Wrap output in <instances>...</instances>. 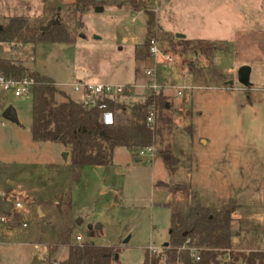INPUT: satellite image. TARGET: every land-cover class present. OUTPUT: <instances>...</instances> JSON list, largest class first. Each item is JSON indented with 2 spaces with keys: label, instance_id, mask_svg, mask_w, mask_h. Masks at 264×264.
<instances>
[{
  "label": "rangeland",
  "instance_id": "rangeland-1",
  "mask_svg": "<svg viewBox=\"0 0 264 264\" xmlns=\"http://www.w3.org/2000/svg\"><path fill=\"white\" fill-rule=\"evenodd\" d=\"M117 1L121 6L73 15L75 0H0V26L23 16L31 24L46 25L50 17L68 27L71 41L0 43V58L53 78L75 99L82 97L73 88L79 81L142 82L139 72L154 63L147 52L153 35L176 58L157 67L171 131L144 155L117 147L113 164L85 166L79 181L71 145L33 140L32 93L8 94L0 107V183L24 207L16 223L0 224V264H31L36 250L39 264L66 261L69 245L53 248L68 229L71 243L113 246L118 264H142L147 251L160 255L169 245L173 214H187L198 203L231 210L232 230L240 235L222 264H244L234 257L264 251V0H135L136 8ZM146 10L156 17L150 33ZM178 33L220 49L212 57L184 52ZM242 66L251 68L249 87L238 79ZM142 91L125 101L142 100L149 90ZM8 106L18 122L3 117ZM168 155L177 162L175 172Z\"/></svg>",
  "mask_w": 264,
  "mask_h": 264
},
{
  "label": "trees",
  "instance_id": "trees-1",
  "mask_svg": "<svg viewBox=\"0 0 264 264\" xmlns=\"http://www.w3.org/2000/svg\"><path fill=\"white\" fill-rule=\"evenodd\" d=\"M133 7H139L135 0H130ZM117 5V0H75L72 14L78 15L97 6ZM147 30L152 32L155 14L146 10ZM45 24V23H44ZM38 43L44 41H71L67 26L54 22L47 31L40 25L31 24L27 17H11L6 24L0 26V43L13 44ZM148 46V44H147ZM181 48L199 52L212 57L220 49L219 44L206 40L190 41L183 39ZM136 57H142L139 52ZM0 72L8 77H33L35 85L32 91L33 122L32 138L35 141L59 140L71 145V163L74 180H80L81 170L89 165L113 164L114 151L119 146L137 150L153 146L162 140L166 132L171 131L172 116L168 96L160 92L150 91L137 102L128 103L124 97L107 99L114 110L116 122L104 125L98 107L88 108L80 100L73 98L59 87L57 82L44 74L9 58H0ZM59 96L63 99L59 100ZM156 105L158 120L156 126L148 121L149 107ZM119 118V120H118ZM161 121L162 124L158 125ZM100 123V126L98 125ZM55 136L58 138L55 139ZM171 172L176 171V160L172 156L165 157ZM12 204V203H11ZM70 205V203H69ZM19 218V213H16ZM233 217L231 210L220 213L208 206L198 203L187 214L174 213L170 228L169 245L163 247L162 254L146 252L142 264H222V257L234 248V237L240 233L232 230ZM250 233L247 231L246 234ZM72 230H66L60 237L59 245H69L68 258L60 264H118L116 254L118 248L100 246L93 242L83 244L71 243ZM187 246L186 248H184ZM242 259L244 264H264V251L253 250L240 253L234 261Z\"/></svg>",
  "mask_w": 264,
  "mask_h": 264
},
{
  "label": "built area",
  "instance_id": "built-area-1",
  "mask_svg": "<svg viewBox=\"0 0 264 264\" xmlns=\"http://www.w3.org/2000/svg\"><path fill=\"white\" fill-rule=\"evenodd\" d=\"M148 56L154 61L151 67L144 69V77L148 78L146 88L149 92H160L163 90V85L158 83L157 67L159 60H162L168 66L176 62L174 53L168 51L162 44V42L156 37L151 36L148 40L147 46ZM35 85V79L33 77L14 78L8 77L0 72V107L2 105L7 106L6 99L8 94L12 93L14 97H22L24 95L32 93ZM74 91L80 93L82 97L79 99L86 107L93 108L98 107L101 111L100 120L104 125H113L116 122V115L114 110L109 106L107 99H113L117 96L125 97L128 94L134 92L135 86L132 84H118L109 82H84L79 81L73 84ZM181 95L182 92L178 91ZM3 109V108H2ZM5 109H3L4 111ZM158 120V109L156 105L149 107V114L147 121L151 126H156ZM1 125H5L2 121ZM154 147L143 148L140 152L145 154L146 150H153ZM10 184V183H9ZM13 192L5 190L1 187L0 183V224H14L18 221L16 213L24 207L23 202L10 199L13 196ZM12 203V204H11ZM7 204V208L5 206ZM27 224L24 223V226Z\"/></svg>",
  "mask_w": 264,
  "mask_h": 264
},
{
  "label": "water",
  "instance_id": "water-1",
  "mask_svg": "<svg viewBox=\"0 0 264 264\" xmlns=\"http://www.w3.org/2000/svg\"><path fill=\"white\" fill-rule=\"evenodd\" d=\"M104 6H97L96 7V10L98 12H101L104 10ZM55 21L53 20H50L46 25H42L40 26V29L42 31H47L51 25L54 23ZM176 37L177 39L179 40L178 42V45H181V40L185 39V35L184 34H181V33H178L176 34ZM250 74H251V68L249 66H242L240 69H239V72H238V79L239 81L246 87H249L250 86ZM3 117L5 118H8L14 122H18V116H17V113H16V110L14 109L13 106H8L4 111H3ZM98 125L100 126V123L98 122ZM58 137L55 136V139H57ZM65 157L67 158L68 157V153L65 154ZM138 159V158H137ZM93 226H89V229H92ZM96 228H99V225L96 226ZM165 246H168V243L165 244ZM38 250H36V253L34 255V258H33V261L31 264H39V257H38ZM116 260H118V255L116 254Z\"/></svg>",
  "mask_w": 264,
  "mask_h": 264
},
{
  "label": "crops",
  "instance_id": "crops-1",
  "mask_svg": "<svg viewBox=\"0 0 264 264\" xmlns=\"http://www.w3.org/2000/svg\"><path fill=\"white\" fill-rule=\"evenodd\" d=\"M46 21V23L47 22H49L50 20H52V18H50V17H47L46 19H45ZM54 21V20H53ZM7 22H5L4 24H6ZM3 24V25H4ZM185 38H187V37H185ZM179 42V41H178ZM177 42V43H178ZM140 58H142V57H140ZM10 59V58H9ZM140 78L142 77V82H138V83H133L132 85H134L135 86V90H134V92L136 91V93L141 89V90H144V91H142V92H146L147 91V89L148 88H146L145 86H146V84L148 83V78H146V77H144V71L142 72V71H140L139 72V75H138ZM120 84V83H119ZM79 95L80 96H82L80 93H79ZM77 100H79V99H77ZM11 181H8V183H10Z\"/></svg>",
  "mask_w": 264,
  "mask_h": 264
}]
</instances>
